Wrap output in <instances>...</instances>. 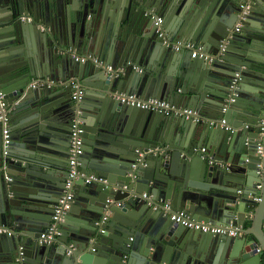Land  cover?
<instances>
[{"label":"water","instance_id":"obj_1","mask_svg":"<svg viewBox=\"0 0 264 264\" xmlns=\"http://www.w3.org/2000/svg\"><path fill=\"white\" fill-rule=\"evenodd\" d=\"M158 17L172 40L211 58L166 46ZM0 91L10 128L6 146L0 121V264L264 261V0H0ZM123 92L203 121L122 103ZM77 115L84 151L67 188ZM176 210L241 235L193 230L171 219Z\"/></svg>","mask_w":264,"mask_h":264},{"label":"built area","instance_id":"obj_2","mask_svg":"<svg viewBox=\"0 0 264 264\" xmlns=\"http://www.w3.org/2000/svg\"><path fill=\"white\" fill-rule=\"evenodd\" d=\"M241 7H243L244 11L241 15V18H244V15L247 14V9L249 8V4H241ZM21 21L23 22H33L34 18L31 15H23L21 17ZM162 22L161 17L157 18L156 25H157V32L159 36L163 39V43L166 46H172L175 50H183L188 49L192 50V56L193 57H202L205 59H210V55L204 51L203 45L201 44H194L191 42H182L180 40H172L166 30L160 25ZM42 29L44 30H50V27H47L45 25H40ZM242 26V22L239 21L236 25V31H240V28ZM222 50H224V46H222ZM77 60H80L81 62H91L100 66L105 67L108 70H112L111 65L105 64L99 57L93 55V54H81L76 56ZM136 68H139L138 66H135ZM73 86L76 88V90L73 92V99L79 100L83 94H84V88H82L76 81H72ZM117 98L122 103L132 104V105H138L140 107L150 109V110H157L164 112L167 115L173 114L178 116H183L187 119H191L193 121H203V118L199 113L187 106L183 105H176L171 103L170 101L166 99H157V98H147L144 99L143 97L137 95L136 93H119L117 95ZM0 105L1 108H4V94L0 91ZM80 113V112H79ZM78 113V114H79ZM0 121H3L5 124V127L3 129V136H4V144L7 146L9 142L10 137V128L8 123V118L4 111H0ZM211 124H216L214 120L210 122ZM225 121H223L222 125H224ZM262 127H261V133L264 132V119L262 120ZM84 120L80 115H77L71 125V132H70V157H69V163H70V178L66 183V187L70 188L72 186V179L76 177L79 174L78 168L81 164L80 157L84 151ZM206 148L203 147V151H205ZM259 152H262V146H259ZM86 181L90 182L92 179H96L97 177L94 175H88L86 177ZM72 192H66L60 200L59 203L55 206L54 215H53V223L50 226L47 233L42 234V239L44 242H50V240L59 232L56 228V221H59L62 219L64 213L70 208L71 206V200H72ZM257 200H260L259 197H257ZM157 206H155L156 208ZM163 207L165 209L170 210V204L164 203ZM171 219L178 224H181L183 226H186L188 228H191L193 230H199L206 233H214V234H228L230 236H238L241 235L239 232V227L235 224H210L206 223L204 221L193 219L187 212L184 210H176L171 213ZM107 215H104L101 219V223L106 222ZM102 231H104L102 229ZM260 250V248H258Z\"/></svg>","mask_w":264,"mask_h":264},{"label":"crops","instance_id":"obj_3","mask_svg":"<svg viewBox=\"0 0 264 264\" xmlns=\"http://www.w3.org/2000/svg\"><path fill=\"white\" fill-rule=\"evenodd\" d=\"M255 22H258V21H255V20H254V23H255ZM248 224H250V223H248ZM262 253H263V256H264V251H263ZM262 264H264V261H262Z\"/></svg>","mask_w":264,"mask_h":264},{"label":"clouds","instance_id":"obj_4","mask_svg":"<svg viewBox=\"0 0 264 264\" xmlns=\"http://www.w3.org/2000/svg\"><path fill=\"white\" fill-rule=\"evenodd\" d=\"M80 100V99H79ZM78 101V100H77ZM217 225H220V224H217Z\"/></svg>","mask_w":264,"mask_h":264}]
</instances>
